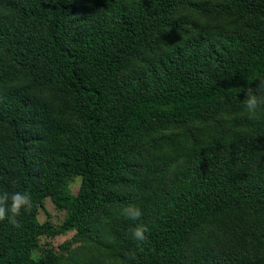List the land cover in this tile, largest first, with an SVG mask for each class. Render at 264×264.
Returning a JSON list of instances; mask_svg holds the SVG:
<instances>
[{
    "label": "trees",
    "instance_id": "16d2710c",
    "mask_svg": "<svg viewBox=\"0 0 264 264\" xmlns=\"http://www.w3.org/2000/svg\"><path fill=\"white\" fill-rule=\"evenodd\" d=\"M259 79L264 0H0V191L31 194L0 264H75L32 256L70 229L84 264H264Z\"/></svg>",
    "mask_w": 264,
    "mask_h": 264
},
{
    "label": "rangeland",
    "instance_id": "374dc122",
    "mask_svg": "<svg viewBox=\"0 0 264 264\" xmlns=\"http://www.w3.org/2000/svg\"><path fill=\"white\" fill-rule=\"evenodd\" d=\"M79 183L80 176H74L69 183V188L72 193L77 191ZM66 214V210L56 208L49 197L44 198L42 206H40L37 210V218L40 222L49 220L55 227H58L62 223ZM79 245L80 241L77 238L74 229L55 235L42 234L39 236L38 247L32 251V256L37 259L44 252L51 251L63 258L65 256L74 258L75 264H84L89 261L88 257L89 254L92 253V250H87L84 251V253L77 254V248Z\"/></svg>",
    "mask_w": 264,
    "mask_h": 264
},
{
    "label": "clouds",
    "instance_id": "9594fccd",
    "mask_svg": "<svg viewBox=\"0 0 264 264\" xmlns=\"http://www.w3.org/2000/svg\"><path fill=\"white\" fill-rule=\"evenodd\" d=\"M244 91L243 100L248 111L254 112L259 106L264 105V80L259 79L256 86H247ZM30 201V192L22 186L13 187L10 191H0V219L6 216L15 219L21 206L28 204ZM126 215L131 219H135L141 215V211L138 207H132L126 209ZM145 231V227L138 224L131 229V236L136 241H143Z\"/></svg>",
    "mask_w": 264,
    "mask_h": 264
}]
</instances>
